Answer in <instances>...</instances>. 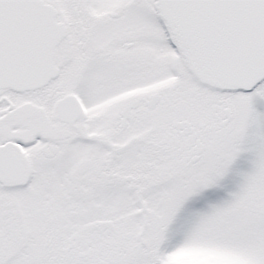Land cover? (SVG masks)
I'll return each instance as SVG.
<instances>
[{
  "label": "snow or ice",
  "instance_id": "snow-or-ice-1",
  "mask_svg": "<svg viewBox=\"0 0 264 264\" xmlns=\"http://www.w3.org/2000/svg\"><path fill=\"white\" fill-rule=\"evenodd\" d=\"M0 264H264V0H0Z\"/></svg>",
  "mask_w": 264,
  "mask_h": 264
}]
</instances>
